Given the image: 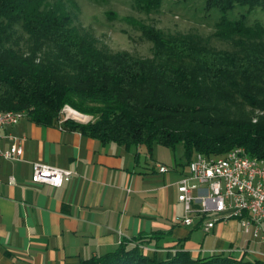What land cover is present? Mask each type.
I'll use <instances>...</instances> for the list:
<instances>
[{
    "label": "trees",
    "instance_id": "obj_1",
    "mask_svg": "<svg viewBox=\"0 0 264 264\" xmlns=\"http://www.w3.org/2000/svg\"><path fill=\"white\" fill-rule=\"evenodd\" d=\"M224 13L216 36L239 49L215 50L189 36L167 35L142 24L153 43L151 57L109 52L72 25L69 11L46 0H0V111H21L37 124H61L102 142L125 147L183 144L188 163L244 147L264 158V25L231 20L237 6L264 0H206ZM157 9L162 0H138ZM27 34L25 48L14 24ZM237 37L239 41L236 42ZM241 39V40H240ZM66 105L91 113L80 122L65 118ZM139 235L79 264H264L229 254L194 257L184 249L164 259L149 256Z\"/></svg>",
    "mask_w": 264,
    "mask_h": 264
},
{
    "label": "crops",
    "instance_id": "obj_2",
    "mask_svg": "<svg viewBox=\"0 0 264 264\" xmlns=\"http://www.w3.org/2000/svg\"><path fill=\"white\" fill-rule=\"evenodd\" d=\"M2 132L22 139L23 155L0 160V264H79L139 235L150 240L144 252L159 259L178 249L194 257L223 253L264 259L251 253L263 247L236 219L219 222L210 232L181 223L185 210L178 183L188 172L182 158L171 166L145 146L105 143L29 118ZM11 145L2 138L0 151ZM34 162L74 169L77 175L61 187L34 184Z\"/></svg>",
    "mask_w": 264,
    "mask_h": 264
},
{
    "label": "rangeland",
    "instance_id": "obj_3",
    "mask_svg": "<svg viewBox=\"0 0 264 264\" xmlns=\"http://www.w3.org/2000/svg\"><path fill=\"white\" fill-rule=\"evenodd\" d=\"M46 1L63 5L70 13L72 25L81 34L92 37L99 48L112 53L128 52L139 57H151L153 43L143 35L142 24L153 26L167 35L189 36L199 45L215 50L239 49L234 40L215 35L224 13L218 7H208L206 0H162L161 5L152 10L143 7L138 0ZM225 15L231 20L243 19L247 25H264V9L261 6L253 9L237 6ZM14 29L16 33L12 41L18 38L17 41L25 48L28 36L22 30L21 23L14 24ZM62 112L65 118L80 122H88L93 118L91 113L81 112L70 105H66ZM153 153L166 158V163L171 166L179 163L181 158L188 164L183 144L177 145L175 149L155 144ZM246 257L253 258L251 254Z\"/></svg>",
    "mask_w": 264,
    "mask_h": 264
},
{
    "label": "built area",
    "instance_id": "obj_4",
    "mask_svg": "<svg viewBox=\"0 0 264 264\" xmlns=\"http://www.w3.org/2000/svg\"><path fill=\"white\" fill-rule=\"evenodd\" d=\"M22 118H27L25 112L0 111V142L4 137L12 141L8 151H0V160L1 157L20 159L23 155L22 139L2 132ZM160 170L168 168L160 166ZM75 175L74 169L34 162L31 180L34 184L61 187ZM178 200L184 205L183 225L210 232L217 223L236 219L243 231L263 247V252L252 250L251 253L264 258V170H260V162H252V156L244 147H237L233 154L217 157L197 153L178 183Z\"/></svg>",
    "mask_w": 264,
    "mask_h": 264
},
{
    "label": "bare ground",
    "instance_id": "obj_5",
    "mask_svg": "<svg viewBox=\"0 0 264 264\" xmlns=\"http://www.w3.org/2000/svg\"><path fill=\"white\" fill-rule=\"evenodd\" d=\"M66 109V108H65ZM71 113H75L73 110H70ZM5 113H12V114H21L23 112H19V111H7ZM76 116V115H75ZM237 152V148L232 149L231 151H229L227 154H233ZM252 162H260V170H264V159H260V158H256V157H252Z\"/></svg>",
    "mask_w": 264,
    "mask_h": 264
}]
</instances>
